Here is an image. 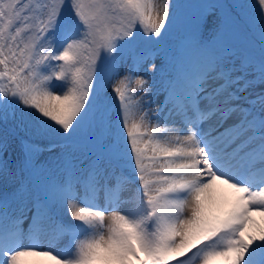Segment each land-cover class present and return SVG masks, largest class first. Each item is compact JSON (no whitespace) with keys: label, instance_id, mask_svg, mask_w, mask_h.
<instances>
[{"label":"snow or ice","instance_id":"obj_1","mask_svg":"<svg viewBox=\"0 0 264 264\" xmlns=\"http://www.w3.org/2000/svg\"><path fill=\"white\" fill-rule=\"evenodd\" d=\"M0 176V264H264V0H0Z\"/></svg>","mask_w":264,"mask_h":264},{"label":"rangeland","instance_id":"obj_2","mask_svg":"<svg viewBox=\"0 0 264 264\" xmlns=\"http://www.w3.org/2000/svg\"><path fill=\"white\" fill-rule=\"evenodd\" d=\"M176 0H173V3H175ZM257 42V41H256ZM258 43V42H257ZM155 63H157V59L155 60ZM145 66L147 67V65H143L142 67L145 68ZM127 67L126 65L125 66H122L121 67V75H123V71H124V68ZM139 76H144V77H152V80H153V83L154 85L158 86V83H157V78H159L160 76L158 75V73H148L144 70H141L139 73H138ZM259 90V89H258ZM162 97V94H159L158 96L155 97V104H154V107L157 106V103L159 101V99ZM6 158H7V154H6ZM13 158H15V153H13ZM12 188L13 186L8 184L5 180L4 177L0 176V195H2L4 192H11L12 191ZM67 219L70 220V217H68ZM75 223V222H73ZM27 222H25L22 227L24 228V230L26 231L27 230ZM45 243H47L45 241ZM67 244H68V241L65 239V238H62V239H59L57 241H55L54 243V248L56 250H63V251H67Z\"/></svg>","mask_w":264,"mask_h":264},{"label":"trees","instance_id":"obj_3","mask_svg":"<svg viewBox=\"0 0 264 264\" xmlns=\"http://www.w3.org/2000/svg\"><path fill=\"white\" fill-rule=\"evenodd\" d=\"M244 2L245 3H251L252 2V0H244ZM251 11V10H250ZM253 15H254V13H253ZM250 27H253V28H257L258 29V25H251ZM250 27L247 29V31H248V34H249V37L251 38V39H253L254 41H257L258 42V36H256L251 30H250Z\"/></svg>","mask_w":264,"mask_h":264}]
</instances>
